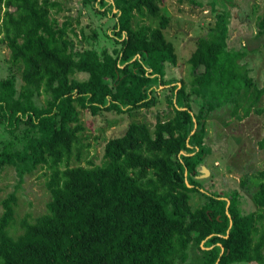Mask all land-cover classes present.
<instances>
[{
	"label": "trees",
	"instance_id": "16d2710c",
	"mask_svg": "<svg viewBox=\"0 0 264 264\" xmlns=\"http://www.w3.org/2000/svg\"><path fill=\"white\" fill-rule=\"evenodd\" d=\"M219 1L211 0L214 21L187 58L186 83L164 78L165 63L177 64V54L164 33L163 0H82L114 19L111 50L77 47L84 34L75 42L73 17L59 21L51 13L62 10L57 0H0V45L11 65L0 78V122L10 135L0 171L12 166L20 183L45 168L50 194L46 211L33 220L25 215L17 235L9 232L16 194L1 200L0 264H264V171L240 182L256 189L259 210L249 211L239 190L221 194L196 177L211 153L206 123L213 111L229 106L237 119L264 113L257 105L264 85L246 59L254 49L228 47L230 10L225 2L217 8ZM262 37L264 12L254 39ZM162 85L169 111L153 124L129 122L105 141L99 164L85 157L87 165L70 164L89 146L83 112L150 109ZM257 144L264 149V135ZM193 193L203 197L196 207Z\"/></svg>",
	"mask_w": 264,
	"mask_h": 264
},
{
	"label": "rangeland",
	"instance_id": "374dc122",
	"mask_svg": "<svg viewBox=\"0 0 264 264\" xmlns=\"http://www.w3.org/2000/svg\"><path fill=\"white\" fill-rule=\"evenodd\" d=\"M61 3L62 10L56 14L59 21L64 15H71L74 19V27L78 37H73L77 42L81 32L84 38L77 47H95L112 49L115 43L107 35L113 25L112 17L98 13L91 5L84 4L82 0H57ZM193 4L190 0H163L160 6V14L169 18L167 28L164 30L165 36L170 40L177 54V64L165 63V79H182L186 83L191 79V64L187 58L194 50L196 38L203 35L214 21V12L210 9L211 0H195ZM227 5L230 10L229 37L227 45L229 48L239 50L254 49L246 55L254 68V76L258 86L264 85V37L255 40L257 17L264 12V0H220ZM197 3L199 5H197ZM145 21L153 26L158 24V19ZM96 33L95 39L92 38ZM11 69L9 61V51L0 45V78L5 77ZM17 78V85L21 83L20 71L14 70ZM77 78H85V73H78ZM168 93L167 88L162 85L158 91L159 102L150 109H137L132 114H117L114 112H103L96 116L89 112L81 115L84 132L83 142L89 144L82 149L83 156L80 161L72 159L71 165L80 163L87 165L86 160H91L94 164L102 161V150L108 138L122 133L129 122L148 121L155 122L158 113H165L170 110L166 107L164 99ZM43 101L38 98L37 103ZM264 104V94L258 102V106ZM193 108L197 105L193 103ZM206 143L211 148V153L202 163L209 172L203 174L199 170L197 177L202 186L214 183L211 188L221 194L237 189L242 195V207L245 211L259 210L252 201L251 195L256 190L253 185H242L241 180L250 174L264 171V149H259L258 140L264 135V113L257 114L251 112L242 119H237L230 113L229 106L221 107L213 111L206 123ZM10 138L0 122V150L2 141ZM85 157V159H84ZM46 169H36L32 174L26 175L19 183L12 166H6L0 171V213L2 212L1 200L10 192H15L17 200L14 206V221L9 227L12 235L20 233V222L25 215L33 220L37 215L46 211V203L50 198L45 182L48 177ZM203 201V197L198 193H193L191 205L196 207ZM263 214L261 228L264 229V209L259 210ZM175 264H184L176 261ZM235 264H257V263H235Z\"/></svg>",
	"mask_w": 264,
	"mask_h": 264
},
{
	"label": "water",
	"instance_id": "95a60500",
	"mask_svg": "<svg viewBox=\"0 0 264 264\" xmlns=\"http://www.w3.org/2000/svg\"><path fill=\"white\" fill-rule=\"evenodd\" d=\"M200 171H202L203 174H206L209 172V170L204 165H201ZM196 177H200V175H198Z\"/></svg>",
	"mask_w": 264,
	"mask_h": 264
},
{
	"label": "flooded vegetation",
	"instance_id": "af4514ba",
	"mask_svg": "<svg viewBox=\"0 0 264 264\" xmlns=\"http://www.w3.org/2000/svg\"><path fill=\"white\" fill-rule=\"evenodd\" d=\"M198 176V175H197Z\"/></svg>",
	"mask_w": 264,
	"mask_h": 264
}]
</instances>
